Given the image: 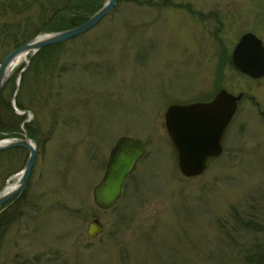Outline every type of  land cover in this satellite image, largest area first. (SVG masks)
<instances>
[{
  "label": "rangeland",
  "instance_id": "1",
  "mask_svg": "<svg viewBox=\"0 0 264 264\" xmlns=\"http://www.w3.org/2000/svg\"><path fill=\"white\" fill-rule=\"evenodd\" d=\"M48 1L0 0V62L24 40L66 31L71 15L57 16ZM248 30L264 42V0H117L96 28L17 66L2 96L12 107L25 68L16 102L31 116L16 138L27 122L37 158L0 220V264L255 261L264 251V78L230 65ZM223 89L243 94L224 152L202 176L185 178L167 109ZM120 138L141 140L147 153L118 205L102 211L92 193ZM27 158L0 154V191ZM95 219L104 232L91 240Z\"/></svg>",
  "mask_w": 264,
  "mask_h": 264
},
{
  "label": "water",
  "instance_id": "2",
  "mask_svg": "<svg viewBox=\"0 0 264 264\" xmlns=\"http://www.w3.org/2000/svg\"><path fill=\"white\" fill-rule=\"evenodd\" d=\"M115 6L116 0H108L101 10L82 25L63 32L40 35L15 49L0 64V93L8 82L14 69V62L18 58L30 55L25 63L27 67L28 62L43 48L65 43L95 28ZM255 48L262 51L260 43L255 41L254 37L251 35L244 37L232 60L233 65L242 73L260 79L264 77V54L255 51ZM19 81L12 102L13 110L18 116H31L30 112H21L16 108ZM240 99L241 96L235 97L221 91L209 103L173 105L167 109L166 128L178 156L179 170L185 178L202 176L207 170L208 162L222 155L224 138ZM26 124L27 122H23L20 127L21 139L0 141V153L13 149H23L28 153L15 187L8 191L7 183L0 192V212L7 203L23 194L36 163L37 147L24 128ZM146 152V146L139 139L121 138L116 142L110 152L105 174L93 189V201L99 210L109 211L117 205L130 176ZM103 232L104 227L98 219L93 220L87 229L91 240L98 238Z\"/></svg>",
  "mask_w": 264,
  "mask_h": 264
},
{
  "label": "trees",
  "instance_id": "3",
  "mask_svg": "<svg viewBox=\"0 0 264 264\" xmlns=\"http://www.w3.org/2000/svg\"><path fill=\"white\" fill-rule=\"evenodd\" d=\"M19 3H21V2H19ZM19 3H18V5H19ZM46 3H47V1H46ZM48 4L57 16L59 14H61L62 11H65V13L67 15L68 14L71 15V18L67 19V21H66V27H65L66 30L75 28V27L83 24L92 15H94L97 11H99L104 5L103 0H54V1L49 0ZM22 8H24V7H22ZM50 31H53V30H49L48 32L50 33ZM25 41L26 40L20 42L18 46L23 44ZM53 48L54 47H51V49L46 48L45 50L46 51L52 50ZM22 75H21V78H22ZM13 81H15V80H13ZM10 106L11 105L8 104V102H6V99H4L3 96L1 95V97H0V139L5 138V137H10V135L9 136L3 135V133L6 132V130H5L6 126H9L8 129L10 130L11 125H17V129L19 130V121L21 120V117L17 116L14 113L12 107H10ZM8 119H10V120H8ZM10 131H8V132L10 133ZM29 135L31 136L30 133H29ZM9 207L7 209H4V211L0 214V220L4 217L7 210L9 211ZM0 225H1V221H0ZM251 225L252 224H247L248 227H250ZM256 252H258V254H256V260L253 261V260L248 258V261L250 260L248 262V264H264V251L261 250V251H256Z\"/></svg>",
  "mask_w": 264,
  "mask_h": 264
},
{
  "label": "flooded vegetation",
  "instance_id": "4",
  "mask_svg": "<svg viewBox=\"0 0 264 264\" xmlns=\"http://www.w3.org/2000/svg\"><path fill=\"white\" fill-rule=\"evenodd\" d=\"M253 34V35H255V36H257L255 33H253L252 32V30H248V32H246V33H244V34H242V36L240 37V39L245 35V34ZM258 37V36H257ZM259 38V37H258ZM239 39V40H240ZM260 39V38H259ZM261 40V39H260ZM261 42H262V45H263V47H264V42L261 40ZM238 43V42H237ZM236 43V44H237ZM231 54H232V52H231ZM8 55V54H7ZM6 55V56H7ZM5 56V57H6ZM3 61V60H2ZM1 61V62H2ZM0 62V63H1ZM230 65H231V67H233L234 69H235V71L236 72H238L240 75H242V76H244L245 78H247V79H249V80H251V81H259L260 79H253V78H251V77H249V76H247V75H244L239 69H237L236 67H234V65H233V62H232V57H231V59H230ZM262 79V78H261ZM2 93H3V91L0 93V97H1V95H2ZM241 95V94H240ZM242 96H243V94H242ZM9 128V126H6V128H5V130H6V132L5 133H3V135L4 136H9L10 135V137H14V136H18V129H17V125H11L10 126V130L8 129ZM8 131H10V133L8 132ZM15 201H13V203H14ZM12 204V202L11 203H9L8 205H7V207H6V209L10 206Z\"/></svg>",
  "mask_w": 264,
  "mask_h": 264
},
{
  "label": "bare ground",
  "instance_id": "5",
  "mask_svg": "<svg viewBox=\"0 0 264 264\" xmlns=\"http://www.w3.org/2000/svg\"><path fill=\"white\" fill-rule=\"evenodd\" d=\"M26 55L21 56L20 58H18L16 60V62H14L13 68L15 69L17 66H19L21 63H23L25 60H27ZM141 163V161L139 162V164ZM18 177L16 178L15 182H10L8 185V191L12 190L15 187V183L17 182Z\"/></svg>",
  "mask_w": 264,
  "mask_h": 264
}]
</instances>
